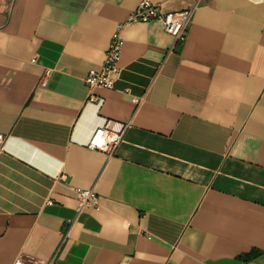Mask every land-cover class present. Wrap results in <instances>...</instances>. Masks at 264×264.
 <instances>
[{"label": "crops", "instance_id": "1", "mask_svg": "<svg viewBox=\"0 0 264 264\" xmlns=\"http://www.w3.org/2000/svg\"><path fill=\"white\" fill-rule=\"evenodd\" d=\"M138 2L0 0V264H264V0H201L183 43L127 26L89 102ZM107 121L130 123L112 156L88 148Z\"/></svg>", "mask_w": 264, "mask_h": 264}, {"label": "built area", "instance_id": "2", "mask_svg": "<svg viewBox=\"0 0 264 264\" xmlns=\"http://www.w3.org/2000/svg\"><path fill=\"white\" fill-rule=\"evenodd\" d=\"M200 1L197 0L189 9L173 12L164 11L161 4L153 3L150 0H139L138 5L129 14L127 19L119 23L111 34L102 65L99 68L90 70L85 77V83L89 89L88 101L102 104L103 99L95 91L99 88L113 89L115 80L119 74V61L124 44L123 31L127 26L136 23L160 22L165 31L173 37L175 43H183L187 36V28ZM129 127V122H105L103 126L96 128L92 133L88 142V148L103 152L107 156H112L123 141ZM61 179L65 180L66 176L62 175ZM75 194L77 198L75 211L77 214L88 209L99 208V197L93 188L76 189ZM16 263L23 264V261L21 258H18Z\"/></svg>", "mask_w": 264, "mask_h": 264}]
</instances>
